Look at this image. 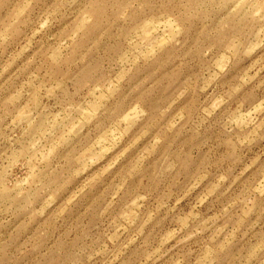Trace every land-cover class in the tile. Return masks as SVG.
<instances>
[{"label":"rangeland","instance_id":"obj_1","mask_svg":"<svg viewBox=\"0 0 264 264\" xmlns=\"http://www.w3.org/2000/svg\"><path fill=\"white\" fill-rule=\"evenodd\" d=\"M0 264H264V0H0Z\"/></svg>","mask_w":264,"mask_h":264}]
</instances>
